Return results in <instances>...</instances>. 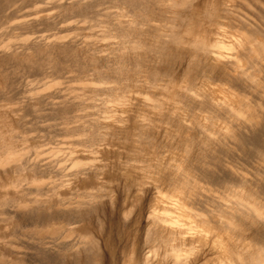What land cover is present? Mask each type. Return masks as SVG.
Returning <instances> with one entry per match:
<instances>
[{"label":"rangeland","instance_id":"rangeland-1","mask_svg":"<svg viewBox=\"0 0 264 264\" xmlns=\"http://www.w3.org/2000/svg\"><path fill=\"white\" fill-rule=\"evenodd\" d=\"M170 1L0 0V264H264V1Z\"/></svg>","mask_w":264,"mask_h":264},{"label":"bare ground","instance_id":"bare-ground-1","mask_svg":"<svg viewBox=\"0 0 264 264\" xmlns=\"http://www.w3.org/2000/svg\"><path fill=\"white\" fill-rule=\"evenodd\" d=\"M63 1H64V0H63ZM165 1H166V0H165ZM169 1H170V0H169ZM183 1H184V0H183ZM186 1H187V0H186ZM186 1H185V2H186ZM263 1H264V0H263ZM170 2H171V1H170ZM188 3H189V2H188ZM63 4H64V3H63ZM182 5H183V4H182ZM184 5H186V4H184ZM176 6H177V4H176ZM178 6H180V4H178ZM65 7H66V6H65ZM183 8H184V7H183ZM184 9H185V8H184ZM180 18H181V17H180ZM184 19H185V18H184ZM32 20H33L34 22L36 21L35 18H33ZM33 21H32V22H33ZM30 22H31V19H30ZM18 23H19V22H18ZM27 23H29V22H27ZM22 24H26V22H24V23H22ZM22 24H17V25L20 26V25H22ZM257 29H258V28H257ZM249 35H250V34H249ZM252 36H253V35H252ZM42 37H43V36L39 37V39H36L35 42L38 43V42H40L41 40H43ZM246 37H247V36H246ZM253 37H254V36H253ZM247 38L249 39V40H247V41L252 42V44H253V47L251 48L252 51H253V53H254V54H259V53H260L261 55H262V54L264 55V45H263V42L255 41V39H257L256 37L253 38L254 40L251 38V36H248ZM44 39H45V38H44ZM35 42H34V43H35ZM41 42H42V41H41ZM41 42L38 43V44L42 45ZM56 42H57V41H56ZM36 43H35V44H36ZM51 43H52V42H51ZM51 43H50V44H51ZM56 44H57V43H56ZM60 44H61V43H60ZM60 44H59V46H60ZM71 44H72V43H71ZM252 44H251V45H252ZM62 45H63V44H62ZM35 46L38 47V45H35ZM63 46H64V45H63ZM67 46H68V45H67ZM25 47H26V45H25ZM38 48H39V47H38ZM42 48H43V47H42ZM66 48H67V47H66ZM68 48H70V47H68ZM249 48H250V47H249ZM63 49H64V48H63ZM67 50H68V49H67ZM68 51H69V50H68ZM70 51H71V50H70ZM1 52H2V54H1L2 57H4V56H3V52H4V55H5V53H7V49L4 48V50L2 49V51H1V49H0V53H1ZM8 53H9V52H8ZM64 53H65V52H64ZM66 54H67V53H66ZM1 55H0V56H1ZM6 56H7V55H6ZM6 56H5V57H6ZM10 57H11V56H10ZM6 58H7V57H6ZM6 58H5V60H6ZM3 59H4V58H3ZM79 67H80V66H79ZM17 171H18V170H17ZM33 177H34V176H33ZM22 180H23V179H22ZM32 200H33V199H32ZM33 202H34V201H33ZM255 202H257V201H255ZM258 206H259V205H258ZM256 211H257L258 213H260V216H263V217H264V210H262V208L259 209V208L256 207ZM9 213H10V212H9ZM260 216H259V217H260ZM69 222H70V220H69ZM67 223H68V222H67ZM65 224H66V222H65ZM215 226H216V225H215ZM88 233H89V232H88ZM92 238H93V237H92ZM90 240H91V239H90ZM90 240H89V241H90ZM92 240H93V239H92ZM92 240H91V241H92ZM95 240H96V239H95ZM91 241H90V242H91ZM93 241H94V240H93ZM93 241H92V242H93ZM92 242H91V243H92ZM96 243H97V242H96ZM92 245H93V244H92ZM97 246H99V245L97 244ZM98 248H99V247H98ZM96 257H97V256H96ZM96 257H95V258H96ZM98 257H99V256H98ZM78 259H79V258H78ZM96 259H97V258H96ZM52 260H53V259H52ZM78 261H79V260H78ZM55 262H56V261H55ZM45 263H46V262H45ZM61 263H63V262H61ZM67 263H68V262H67Z\"/></svg>","mask_w":264,"mask_h":264}]
</instances>
